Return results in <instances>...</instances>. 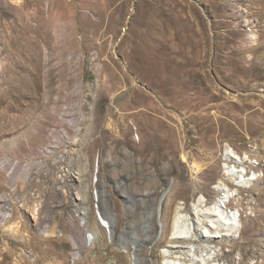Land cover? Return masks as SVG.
Masks as SVG:
<instances>
[{
	"label": "rangeland",
	"instance_id": "obj_1",
	"mask_svg": "<svg viewBox=\"0 0 264 264\" xmlns=\"http://www.w3.org/2000/svg\"><path fill=\"white\" fill-rule=\"evenodd\" d=\"M142 258L264 264V0H0V264Z\"/></svg>",
	"mask_w": 264,
	"mask_h": 264
},
{
	"label": "bare ground",
	"instance_id": "obj_2",
	"mask_svg": "<svg viewBox=\"0 0 264 264\" xmlns=\"http://www.w3.org/2000/svg\"><path fill=\"white\" fill-rule=\"evenodd\" d=\"M140 130L142 131V129L140 128ZM157 134V133H156ZM155 134V135H156ZM154 135V136H155ZM156 138L154 137L153 139H151L153 141V143L151 145H149V149H154L157 148L156 145H155V140ZM192 143V141H189L187 142L186 145H183V152L184 153V157L185 159L188 161L190 160L192 162V165H193V171H194V175L196 176V179H199L201 174L204 173V169L206 167V163L205 164H198L196 161V156L193 154V153H187L186 152V147L187 146H190ZM225 161H226V164H228L226 166V171H229L228 174H231V175H234L236 176L237 175V171H233V170H230L229 168V164L230 162H233V157L232 155H226L225 156ZM239 172V171H238ZM241 173V172H240ZM243 176V174H240ZM238 176V175H237ZM143 200V199H142ZM147 200V199H146ZM131 201V200H130ZM145 201V199H144ZM204 201H202V203L199 204L198 207H201L200 211H199V214L201 216H206L207 218H211V221H212V225L215 226L219 221H220V218H222V214H221V202L219 199H215V201H213L209 206L206 204H204ZM145 211H143L145 213V215L143 217H135V219H133V222H131L129 224V229H130V233H131V237L136 240V241H143V240H148L150 239V235L152 233V231L154 230V224H153V216H154V206H153V203H148L145 201ZM135 204L132 203L131 205V212H134L135 211ZM108 217V216H107ZM225 217V216H224ZM175 223H174V226L172 227L173 230L175 231V236L173 237L174 239L176 240H179V241H182L183 243H187L186 246L184 245H181L182 248L184 249H187L189 247L188 243H190V241L194 240L192 239L191 237L187 236V235H184L183 233H181L179 231V223H180V220L182 219L181 216H177L175 218ZM228 225H230L229 227H235L236 223H235V220L233 222L231 221H227ZM110 227L112 228L113 225H110ZM181 233V234H177V233ZM152 236V235H151ZM203 237H205L203 235ZM187 259V256H184V257H180V259ZM141 263L142 264H148L145 259L142 258L141 260ZM181 264H184V263H181ZM206 264V263H205ZM208 264V263H207Z\"/></svg>",
	"mask_w": 264,
	"mask_h": 264
}]
</instances>
